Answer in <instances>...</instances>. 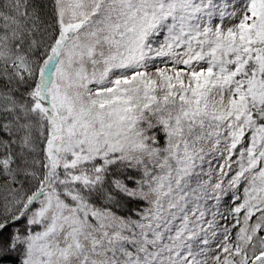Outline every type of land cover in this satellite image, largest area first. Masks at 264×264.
Returning <instances> with one entry per match:
<instances>
[{"label":"snow or ice","instance_id":"6c2138e0","mask_svg":"<svg viewBox=\"0 0 264 264\" xmlns=\"http://www.w3.org/2000/svg\"><path fill=\"white\" fill-rule=\"evenodd\" d=\"M0 264H264V0H0Z\"/></svg>","mask_w":264,"mask_h":264}]
</instances>
